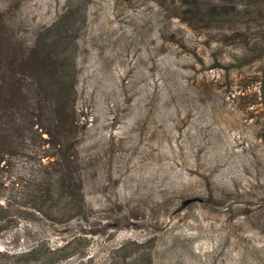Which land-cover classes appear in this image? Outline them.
<instances>
[{"label": "rangeland", "instance_id": "374dc122", "mask_svg": "<svg viewBox=\"0 0 264 264\" xmlns=\"http://www.w3.org/2000/svg\"><path fill=\"white\" fill-rule=\"evenodd\" d=\"M159 1L0 0L8 34L46 28L73 71L84 204L55 220L15 203L30 164L10 160L7 258L40 244L55 264H264V55L241 56L215 23Z\"/></svg>", "mask_w": 264, "mask_h": 264}, {"label": "trees", "instance_id": "16d2710c", "mask_svg": "<svg viewBox=\"0 0 264 264\" xmlns=\"http://www.w3.org/2000/svg\"><path fill=\"white\" fill-rule=\"evenodd\" d=\"M164 1L168 3L169 11L165 10L171 13L170 17L182 18L174 12L177 7L188 16L182 18L185 22L192 20L193 24L207 18L206 21L225 30L217 41L237 45L241 56L250 52L263 57L264 0ZM201 16L202 20L197 18ZM238 18L244 30L252 29L254 23L258 31L251 34L241 31V25H236ZM4 27L0 19V169L6 168L15 157L26 160L29 170L19 173L13 182L18 184L24 200L15 203L38 211L45 218L56 220L51 212L71 218L73 215L69 214L81 209L77 201L83 204L75 150L80 118L75 108L71 67L61 52L55 50V43L47 42L46 28L23 42L8 34ZM63 197L75 198L78 205L68 201L57 205ZM41 249L37 244L14 254L13 259L0 251V264H55ZM119 263L152 264V261L150 254H141L133 259L124 256Z\"/></svg>", "mask_w": 264, "mask_h": 264}]
</instances>
